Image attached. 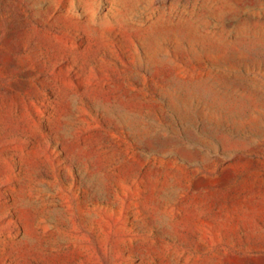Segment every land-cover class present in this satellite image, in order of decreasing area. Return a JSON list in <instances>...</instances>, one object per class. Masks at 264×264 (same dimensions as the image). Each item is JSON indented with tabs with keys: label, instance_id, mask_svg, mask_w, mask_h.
<instances>
[{
	"label": "rangeland",
	"instance_id": "1",
	"mask_svg": "<svg viewBox=\"0 0 264 264\" xmlns=\"http://www.w3.org/2000/svg\"><path fill=\"white\" fill-rule=\"evenodd\" d=\"M0 264H264V0H0Z\"/></svg>",
	"mask_w": 264,
	"mask_h": 264
}]
</instances>
